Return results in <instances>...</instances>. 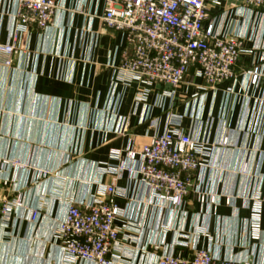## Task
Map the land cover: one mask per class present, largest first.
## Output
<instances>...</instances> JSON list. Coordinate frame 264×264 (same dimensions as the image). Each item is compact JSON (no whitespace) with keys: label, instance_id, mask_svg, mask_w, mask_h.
I'll return each mask as SVG.
<instances>
[{"label":"crops","instance_id":"1","mask_svg":"<svg viewBox=\"0 0 264 264\" xmlns=\"http://www.w3.org/2000/svg\"><path fill=\"white\" fill-rule=\"evenodd\" d=\"M55 2L48 28L22 30L18 0H0V44L16 37L19 48L12 67L0 66V158L10 163L0 204L22 196L7 224L0 219V264H63L53 235L66 206L113 183L124 211L113 264H154L161 254L195 250L264 264V11L239 0L212 7L220 31L241 36L246 53L235 80L203 91L193 70L176 89L126 83L119 72L126 37L104 26L108 0ZM178 125L208 149L180 210L165 208L128 173L104 172L117 165L113 152L140 149ZM196 192L216 203H199ZM33 208L41 210L34 225Z\"/></svg>","mask_w":264,"mask_h":264},{"label":"built area","instance_id":"2","mask_svg":"<svg viewBox=\"0 0 264 264\" xmlns=\"http://www.w3.org/2000/svg\"><path fill=\"white\" fill-rule=\"evenodd\" d=\"M231 0H108L103 17L107 30L123 33L126 46L120 75L125 81L144 86L155 84L173 89L185 83L193 70L204 86L216 89L236 79L235 68L246 53L243 38L223 34L211 17L212 7ZM242 7L264 11V0H239ZM22 30L48 28L56 13L55 0H18ZM19 55L16 37L11 44H0V66L10 68ZM261 76L259 68L250 73L251 85ZM227 141L223 142L226 145ZM208 149L186 135L179 125L155 136L140 149L115 151L116 167L104 169L118 176L126 172L135 178L146 194L160 200L167 209L180 210L192 193L195 173L204 168ZM0 158V181L9 168ZM12 167L19 164L13 163ZM43 172V175H46ZM121 195L115 183L105 186L97 197L76 205L69 203L53 235L60 243L63 264H113L110 257L119 243L116 221L124 211L115 202ZM199 203L215 204L213 195L196 192ZM22 206V196L0 204V219L7 218ZM40 208L29 211V222L37 223ZM256 223L258 213H256ZM153 256V255H152ZM154 264H237L221 260L206 250H195L190 256L167 252L155 257Z\"/></svg>","mask_w":264,"mask_h":264}]
</instances>
